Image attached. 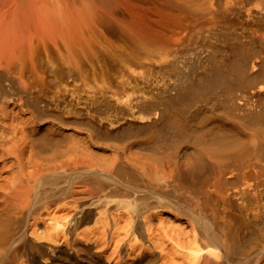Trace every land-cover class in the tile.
Listing matches in <instances>:
<instances>
[{"label":"bare ground","instance_id":"bare-ground-1","mask_svg":"<svg viewBox=\"0 0 264 264\" xmlns=\"http://www.w3.org/2000/svg\"><path fill=\"white\" fill-rule=\"evenodd\" d=\"M0 264H264V0H0Z\"/></svg>","mask_w":264,"mask_h":264}]
</instances>
